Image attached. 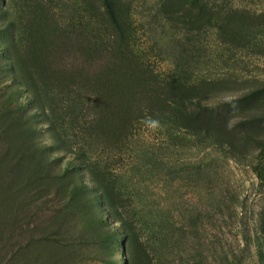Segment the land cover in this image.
Segmentation results:
<instances>
[{
    "label": "rangeland",
    "instance_id": "374dc122",
    "mask_svg": "<svg viewBox=\"0 0 264 264\" xmlns=\"http://www.w3.org/2000/svg\"><path fill=\"white\" fill-rule=\"evenodd\" d=\"M49 263L264 264V0H0V264Z\"/></svg>",
    "mask_w": 264,
    "mask_h": 264
},
{
    "label": "trees",
    "instance_id": "16d2710c",
    "mask_svg": "<svg viewBox=\"0 0 264 264\" xmlns=\"http://www.w3.org/2000/svg\"><path fill=\"white\" fill-rule=\"evenodd\" d=\"M204 1L207 2V0H204ZM207 7H208V4H205V6H203V8H207ZM201 10H203V9L201 8ZM234 25H236L235 21L232 22L230 20H226L225 23H224V25H223V28L221 30H222V32H225L226 31V33L228 35H229V33L232 34V32H233V26ZM49 228H50V226L46 229V232L49 231ZM50 231H52V230H50ZM44 237L45 238H43V240H42L43 242L41 243V246H46V245L48 246L49 243H52L53 244L52 247H54L56 245V242H55L52 234L45 235Z\"/></svg>",
    "mask_w": 264,
    "mask_h": 264
}]
</instances>
